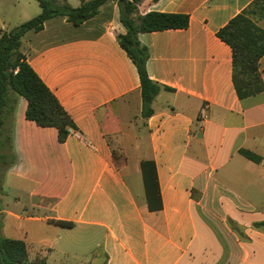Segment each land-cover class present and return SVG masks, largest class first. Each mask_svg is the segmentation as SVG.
Wrapping results in <instances>:
<instances>
[{
    "label": "crops",
    "instance_id": "crops-1",
    "mask_svg": "<svg viewBox=\"0 0 264 264\" xmlns=\"http://www.w3.org/2000/svg\"><path fill=\"white\" fill-rule=\"evenodd\" d=\"M128 1L140 15L190 16L187 29L139 34L161 87L153 114L142 115L139 73L120 45L118 1L78 26L57 16L27 32L22 53L75 127L60 142L56 128L26 118L23 96L8 94L17 161L3 176L0 233L25 242L30 263L264 264V91L238 97L232 49L217 36L254 0ZM22 13L42 8L27 0ZM11 25L0 16L1 31ZM144 162L157 173L155 208Z\"/></svg>",
    "mask_w": 264,
    "mask_h": 264
},
{
    "label": "trees",
    "instance_id": "trees-1",
    "mask_svg": "<svg viewBox=\"0 0 264 264\" xmlns=\"http://www.w3.org/2000/svg\"><path fill=\"white\" fill-rule=\"evenodd\" d=\"M37 1L42 8L41 14L10 31L0 30V195H4L3 176L17 161L12 147V131L10 130L9 135H5L3 130L12 112L8 100L10 92L23 96L28 101L26 118L41 127L56 128L60 142H65L70 130L75 127L70 114L22 53V38L29 31H41L46 21L57 16H66L71 23L78 26L96 16L101 6L108 0L82 1L78 7H73L67 0ZM116 1L120 6L121 22L126 29V33L119 36L120 45L138 70L143 100L142 115L147 118L153 114L152 103L160 93L161 87L148 74L149 50L139 41V34L187 29L190 25V16L159 12L140 15L139 1ZM257 15L264 16V0H254L248 8L231 19L217 33V36L232 49L233 82L240 99L264 91V78L259 71V62L264 56V29L255 21L254 17ZM8 142L9 151H6ZM240 153L256 163L261 161L259 155L249 150L242 149ZM142 170L148 202L151 208H155L153 197L158 203L160 202L155 165L153 162H144ZM60 224L66 227L73 225L69 222H60ZM256 227L264 228V222L257 223ZM0 264H45V262L42 260L30 263L26 243L4 237L0 233Z\"/></svg>",
    "mask_w": 264,
    "mask_h": 264
},
{
    "label": "rangeland",
    "instance_id": "rangeland-1",
    "mask_svg": "<svg viewBox=\"0 0 264 264\" xmlns=\"http://www.w3.org/2000/svg\"><path fill=\"white\" fill-rule=\"evenodd\" d=\"M27 0H0V16L5 18L6 20H9L12 25L10 26L11 28H15L19 25H21L23 22H26L28 20H31L35 16L32 15V13H22V14H17L18 10L20 11L22 8H24V5ZM86 1V0H80ZM70 2L73 4V6H78L80 3L78 0H70ZM255 21L258 23V25L262 28H264V16L257 15L254 17ZM9 118V117H8ZM9 121L6 120V124L4 126V134L9 135L10 134V128L8 127ZM4 139V136H3ZM6 151H9V142L6 144ZM1 148V147H0ZM1 151V149H0ZM2 152H4L2 150ZM0 203H4L3 199H1ZM2 218H0V224L2 223ZM3 222H7L5 219Z\"/></svg>",
    "mask_w": 264,
    "mask_h": 264
},
{
    "label": "built area",
    "instance_id": "built-area-1",
    "mask_svg": "<svg viewBox=\"0 0 264 264\" xmlns=\"http://www.w3.org/2000/svg\"><path fill=\"white\" fill-rule=\"evenodd\" d=\"M207 116H206V113H205V109L202 108L201 111H200V115H199V126L200 128H202L203 126V122L206 120Z\"/></svg>",
    "mask_w": 264,
    "mask_h": 264
}]
</instances>
